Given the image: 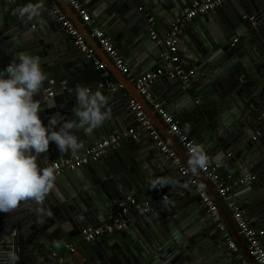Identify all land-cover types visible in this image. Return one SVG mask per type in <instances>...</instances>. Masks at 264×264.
<instances>
[{"label": "water", "instance_id": "1", "mask_svg": "<svg viewBox=\"0 0 264 264\" xmlns=\"http://www.w3.org/2000/svg\"><path fill=\"white\" fill-rule=\"evenodd\" d=\"M55 1L61 5L62 10L76 27L86 32L82 34L88 44L96 50V53H103L107 56L95 39L90 36L84 23L71 6L64 0ZM112 1L97 0L94 9L109 7L107 9L117 10L121 7L120 13L115 16L120 21H125L126 28L130 29V33L127 36L125 34L123 40L127 39L133 45L136 44V49L141 50L138 54L141 56L138 57L137 55V59L135 58L137 64L135 62L132 64L139 68L138 75H142L160 64V54L164 49L161 43L152 39L151 32L154 28L150 21L151 18L157 20L162 11H166L165 16L167 18H177L191 0H114V5L109 6ZM4 4L9 6L1 9L7 15L10 29L14 31L8 34V40L16 44L17 49H20L18 52L27 51L38 55L41 58L42 68L48 76L67 80L65 85H59L62 91L59 92L54 101L52 100V103H55V108L45 107L41 113L44 122H46L48 115L55 112L63 114L65 118H73L72 108L75 104L77 85L88 84L85 82L90 80H94L96 84L106 69H111L115 79L112 81L111 78H106L101 81L104 85L102 88L104 92H102L109 98L110 118L105 120L100 127L94 129L90 135H85L83 132L76 133L83 141V147L76 153L65 152L62 154L52 142L49 143L47 153L40 154L39 162L44 161L48 153L52 157V161L56 160L57 157L67 158L70 154H82L88 147L104 139L103 137L107 134L127 132L125 117L128 113L136 115V111L131 109L130 112L129 108L130 100L133 99L142 105L144 112L159 130V133L165 136L170 147L176 151L178 156L182 155L184 163L188 165L189 156L184 148L171 133H165L162 128L163 124L158 119L156 112L150 108L145 97L138 92L133 82L126 79L108 56L107 66L97 69L98 74L93 71L96 67L94 61L88 59L85 53H71L73 49L71 47L69 49V46L68 48L56 49L55 47L61 38L45 34L43 26L40 27V31L44 38H39L40 34L37 35L40 43L32 41L21 44L18 34L25 27H18L21 23L16 19L12 5L1 0L0 5ZM49 4L53 12L54 3L49 2ZM48 15L49 13H41L44 23L54 25L56 21V23L61 24L57 18L51 19L48 18ZM191 21L193 25L196 24L203 30L199 32L196 28L192 29V26L187 29L193 39V44L196 46L193 53L191 51L188 53L191 63L187 64L193 70L189 78V86L184 87L177 78L171 79L167 76H161L150 86L151 91L156 95L158 94L157 90L162 89L157 102H164L168 111L175 112L182 127L186 128L198 143L203 144L210 157L217 153L222 154L219 163L212 162V164L220 165L221 173L231 167L239 175L249 172L257 175V186L247 183L236 187L233 193L240 192L236 194L233 200L242 203V209L245 210L247 218L255 226L264 227V121L260 119L261 113L264 112V0H224L209 14L201 15ZM53 29H56L55 26ZM212 29L217 32L216 38L215 36L211 38ZM1 32L0 29V40L5 37H1ZM235 39L237 40L235 41ZM4 48H6V44L0 42V67L5 66L15 57L14 54H11V50L5 51ZM45 49H50L53 55L50 52H44ZM180 62L183 64L181 58ZM119 84L122 88L119 87ZM123 89L128 91L131 99L124 95ZM39 99L42 106L45 102L50 103L43 98ZM88 138L92 141L89 142ZM139 143L138 137L135 139L127 137L116 148L114 155L119 160L120 170L112 171L106 168L100 162L101 157L94 161L96 164L91 162L76 169L74 175L65 173L62 176L68 174L69 178L71 175L76 177L81 175L77 171H82L86 181L81 182L79 189L86 192L93 190L95 194H100V190H107L112 201L114 200L113 197L120 200L123 195L137 196L141 200L148 199L164 185L156 184L157 187H152L146 174H143L137 166H134V163L130 164L125 158L124 153L129 156L128 151L131 148H139L141 145ZM155 146L157 147L156 141ZM150 154L147 163L152 166L151 179L167 177L158 167L159 164L156 160L163 163V161H167V158L161 159L168 155L162 152L159 155L157 153ZM168 162L171 163L174 160L169 157ZM144 170L147 171V169ZM122 171L123 173H120ZM166 171L175 180L174 184H168V186H173L172 190H178L177 183L181 185L184 182L176 177L177 166L173 164L166 166ZM195 176L218 205L244 256L250 264H258L246 241L239 234L238 228L214 186L200 170ZM186 200H188L187 197L185 199L180 198L176 194L164 204L163 210L156 207L152 213L133 212L141 217L142 223H146L148 219L150 220L164 211L167 213V217L172 220L170 225H175L178 233L170 232L160 240L154 238L155 236L149 232L148 234L146 231H141L136 238H133L136 241L133 245L137 251L131 257L123 255L126 245L129 246V243L133 242L131 238L126 239L120 236L122 238L120 240L119 237H113L118 232L105 234L100 236V239L113 238L105 246H102V242L98 239L92 241L98 248H94L92 253L88 255L89 258L85 264H215V252L218 249L215 248L207 230L203 229L205 223L200 218L199 213L196 215L192 204L187 203ZM116 202L113 201L112 206ZM84 211L68 201H62L57 191L51 190L41 204L26 200L20 202L15 209L9 212H0V264H47L45 261L36 258L32 252L43 250L47 258H55L53 248L47 250V246L50 236L56 241L57 246L59 245V240L66 232L62 222L63 218L72 221L80 231L88 223L96 224L94 223L96 222L95 216ZM34 213L37 215L34 218L36 224L30 223V220L27 219L34 216ZM130 215L132 212L125 216V220ZM167 222L169 221L167 220ZM174 222L176 224H171ZM139 226H141L140 230L144 228L142 225ZM53 230L54 232L57 231L58 235H55L56 232L53 233ZM68 235L66 234V236ZM119 245H123V247H119ZM223 245L227 246V243L222 242L221 247ZM230 255H233L232 252ZM70 256L74 257L75 253L70 254ZM10 257H14V259L10 260ZM55 260L57 261V259Z\"/></svg>", "mask_w": 264, "mask_h": 264}, {"label": "crops", "instance_id": "2", "mask_svg": "<svg viewBox=\"0 0 264 264\" xmlns=\"http://www.w3.org/2000/svg\"><path fill=\"white\" fill-rule=\"evenodd\" d=\"M96 1L97 0H81L83 5L90 10L91 15H92L93 20H94V24L97 27H99L100 29H103L108 34V36L115 42V44L119 48L121 54L123 55L124 59L130 65L131 71L133 72V74L138 75L139 68L136 66H133L132 62H135V64H137V61L135 60V58L138 54H140L141 50L136 49V47H137L136 44L133 45L127 39L123 40L124 35L126 34V36H127V34L130 33V29L128 27L126 28L125 21H123V20L120 21L119 18H117V16H115L116 14L120 13L119 10L121 7L117 10L107 9L109 7H102V8H95L94 9V7H95L94 5H95ZM192 1L193 0H191V2ZM24 2L27 3V2H29V0H16V2L11 4V5L13 8H18V7L22 6L23 4H25ZM49 2H53L54 6H58L60 8H61V5L55 0H44L42 13L43 14L49 13L48 18L50 17L51 19H54L56 17L54 16L52 10L50 9ZM191 2H190V4H191ZM0 4H1V0H0ZM190 4H188V5H190ZM112 5H114V0L112 1V4H110L109 6H112ZM7 6H9V5H6V4L0 5V29L2 31L1 37L5 36V37H3L4 39L0 40V42L1 43L4 42L6 44V48H4L3 50H5V51L11 50L10 51L11 54L16 55V53H18V51L20 49H17L18 47L15 46L16 45L15 43H12L11 41L8 40L9 38L7 36L13 30L10 29V26L8 24V21H7V15L4 14V10H2L3 8H6ZM98 9H99V11H98ZM115 12H117V13H115ZM165 14H166V11H162L158 15L157 20L151 18L152 20H150V21L152 22V26L154 28V30H153L154 33H157L159 35H163L170 30V28L173 24L171 22L175 21L176 18H173V19L171 17L167 18V16H165ZM14 15H15L16 19L18 21H20V23H21V25L19 24L18 27H25V29L20 34H18V38L20 39L21 44L22 43L27 44V43H30L32 41H38L37 43H40L39 38H42V39L44 38L43 36H41L42 32L40 31V27L43 26L45 34L51 35L53 37L59 36V38H61L60 39L61 41H59L57 46L55 47L56 49L68 48V46H69V49H70V47L73 49V50H71V53L74 52V54H76V53L81 52V51H79L77 46L74 44L72 38L67 33H65L62 25L56 23V21H55L54 25H52L50 23L41 24V23L37 22L36 20H32V21L24 20L23 18L19 17L15 12H14ZM195 19H197V18H195ZM54 26L56 29H53ZM84 26L90 34L89 25L84 23ZM190 26H192V29L196 28V30H199V32L203 30V28H201L200 26H196V24L193 25L191 20L188 21L183 28L182 34L180 36L181 38H180V43H179L178 54L180 55V58L183 62L182 65L185 66L186 68H189L187 63H191L190 62L191 59H189L190 56L188 55V53H191V52L193 53V51L196 49V46L193 44V39L191 38L190 33H188V31H187L188 27H190ZM81 33L85 34L86 32L84 30H81ZM38 34H40L39 38L37 36ZM212 36H215V38L217 37V32L214 29H212L211 38H212ZM121 44L123 46H119ZM98 50L101 51L100 48H98ZM44 52H50L51 53L52 51L50 49H47V50L45 49ZM74 54H73V56H75ZM51 55H53V54L51 53ZM95 55L102 63H104L105 66H107V64H108L107 56H105L103 53L97 54L96 50H95ZM140 56L141 55H138V57H140ZM95 66H96L95 70H93V71L98 73L97 69H99V67H97V65H95ZM124 76L126 77V79L129 82H133L128 75H124ZM50 78H54V79L58 80V82H59V84L57 85L56 90H55V95L52 97H49L47 95V91H46V81ZM106 78H111L112 81L115 80L114 76H113V72L111 71V69H106L105 73L102 76H100L99 82L97 81L96 84H95L94 80H90L89 82L86 81L85 83H88V84H85V85L90 87V89H92V90H96L97 88H99L101 91H103L102 88L104 85H102L101 81L106 79ZM64 81L66 82L67 80H65V79L61 80L60 78H58L56 76H48L44 82V87H43L38 98H43V100H47L50 103H52L55 100V98H57V96L59 95V92L62 91L61 87L59 85H61V83ZM111 85H110V87H111ZM70 88L72 90V87H70ZM120 88H122V87H120ZM161 90L162 89L157 90L158 94L155 95L154 93H152L151 88H149L150 97L153 101H156V102L158 101V99H159L158 95L160 94ZM122 92H124V95L127 98L131 99L129 97V93L127 90L123 89ZM146 100H147V103L149 104L150 108L155 111L154 106H153V101H151L149 99H146ZM235 100H238V99H235ZM239 101H242V100L239 99ZM55 102H58V101H55ZM235 103H237V102H235ZM163 104H164V102H163ZM129 108H130V112H131V107H129ZM170 112L173 113L176 120L178 121L175 112L172 110ZM156 115H157L158 119L160 120L161 124H163L162 128L165 131V133L170 134L169 130L167 129V126L163 123L161 117L159 116V114L157 112H156ZM125 118L127 120L126 131L131 129V128H134L138 125V121H137L136 115L134 113H128ZM178 123L182 127V125L179 121H178ZM164 125H165V128H164ZM182 128L188 134V136H190L191 138L196 140L190 134V132L186 130V128H184V127H182ZM79 132H82V131L81 130L76 131V133H79ZM108 135L109 134L105 135L104 137L102 136V137L105 138V137H108ZM161 137L170 146V144L166 140L165 136L161 135ZM138 138H139V142H140L139 144H141L139 146V148H133V149L131 148L130 151H128L129 156L126 155L125 153H124V155H125V158L128 159L130 164L134 163L135 164L134 166H137L143 172V174H146L147 180L150 182L154 179H151L152 166L147 163L149 161L148 160L149 155H151L150 153H157L159 155V154H161V151L158 149V147L155 146V141H154L155 139L153 137H151L150 135H148L147 132L139 131L138 132ZM96 139H98V138H96ZM88 141L91 142L92 139L89 140V138H88ZM50 143H52V142H50ZM115 150H117V149L115 148V149L111 150L109 153L105 154L100 159V162H102V164L106 168H108L109 170H112V171L113 170H120L119 169V160L114 155ZM73 155H75V154H70L69 156H73ZM178 157L181 160V164H177L175 162L169 163L168 162L169 157L166 155L161 160H164L165 158H167V161L165 160V161H163V163L162 162L160 163L159 161L156 160V162L159 164L158 167L160 168L161 171H163L167 175V177H170V176L168 175V173L166 171V166H170L171 164H173L174 166H177V171H176L177 176L176 177H178V179H180L182 182H184V184H181V185L177 183V187H179L178 190H172L174 187L171 185L168 186V184H167V186L164 185L162 188L158 187L159 189L156 192H154L152 194V196L155 194L161 195L164 193H168L169 198L167 200H162L161 198H159L157 209H159V207H160L161 210H163L162 207L164 206V204L167 203L168 201H170L174 197V195H176V194L180 198L185 199V197H187L188 200H186V202L189 204H192L194 211H196V215L199 213L200 218L205 223V225L203 226L204 227L203 229L207 230L211 239L213 240L215 248L218 249V251L215 252L214 263L215 264H237L238 259L235 256V253H233L226 245H223L221 247L222 242H225V241L219 236V234L216 232L214 226L211 224V220L205 215L204 208H203L201 202L199 201L200 199H199V197H198V195L194 189V186L190 185L187 182L188 177H195V178H197V177L195 175H192L190 172L188 173L187 176L183 175L182 172H180L181 166H184L188 169V165L186 163H184V161L182 159V155L178 156ZM51 158L52 157L48 153L45 160L42 162H39L40 165L42 167H47L48 164L52 162ZM59 158L60 157H57L56 159H59ZM92 163H94V162H92ZM94 164H96V163H94ZM142 168L147 169V171L142 169ZM74 171L68 172V174L72 173V175H74V173H75ZM148 171L150 173H147ZM78 172L81 173V175L76 176V177H73L71 175V178H69L67 176L68 174L65 176L61 175V177H60V175L56 176V179L54 181L55 187L53 190L57 191V193L59 194V197L62 199V201L63 200L68 201V202L72 203L75 207L80 208V210H85L84 212L89 213L91 215L93 214L96 218V220H95L96 222H94L96 224L92 225V226L102 224L107 219V217H108L110 211L113 209V207L117 206L119 202H121L122 200L128 199V198H132V196H124L123 195V198L118 200L117 197H113V199H114L113 201L114 202L117 201V202L115 203L114 206H112V204H114V203L111 200L112 197L110 196V194H108L107 190H100L101 191V192H99L100 194L93 193V190H91L90 192H86L82 188H81L82 190H80L79 189L80 184L85 182L86 179H85V175H83L82 171H77V173ZM120 173H123V171ZM135 173H137V172L135 171ZM222 175L225 178H234V177L239 176V174L234 172L233 168H231V167H229L226 171L224 170L222 172ZM127 176H128V174H127ZM149 176H150V178H149ZM250 184L257 186L256 185L257 181L252 182ZM155 187H157V186H155ZM233 191L231 193L232 198H234L236 196V194H238V192H240V191H236L233 193ZM96 197H98V199H96ZM133 197L139 199L137 196H133ZM222 201H223V204L226 208V201L224 199H222ZM107 202H108V204H107ZM236 202L239 203V205L242 207V203L240 201H236ZM243 211L245 213L244 209H243ZM245 216H246V213H245ZM35 217H37V215H35V213H34V216H32L31 218H27V219L30 220V223L32 222V223L36 224V222L34 220ZM246 218H247V216H246ZM167 220L169 222H167ZM247 220L251 226L258 227V226H255L253 224V222H251L248 218H247ZM171 221L172 220L167 217V213H165L163 211L162 213L157 214L156 217H152L150 220L148 219V222L142 223L141 217L132 212V215H130L125 220V227H124L125 230L123 229L124 231H121V232L114 234L113 237H119L120 240H122V238L120 236H123L126 239L131 238V241H133V242L129 243V246L126 245L125 252L123 253L124 256L126 255V256L131 257L137 251L133 245L136 242L133 238H136L137 235H139V233L141 231L142 232L146 231L147 233L149 232L150 234L155 236L154 238H156V239L159 238L160 240H162L164 237H166V235L170 234V232L175 233V234L178 233L179 231H177L178 229H176L175 225L174 226L170 225ZM62 222L64 223V228H65L66 232L63 233L61 239L59 240L58 246H57L56 241H54V239L50 236V240H49V243L47 246L48 247L47 250H50L51 248H53V252L55 253V255H63L66 253L65 245L71 241L77 240L78 241L77 252L75 253L74 257L69 255V258L78 264H85L87 259L89 258L88 255H90L92 253L93 249L96 248L97 245H94V243H92V242L80 240V236H79L80 229L78 227L74 226L73 222L68 220V218H63ZM89 224L90 223L86 224L85 226H88ZM171 224H176V223L174 222ZM54 225H56V224H54ZM139 225H142V227H144L145 229L143 228L142 230H140L141 226H139ZM85 226H83V227H85ZM259 228L264 229V227H259ZM208 229H209V231H208ZM55 232L53 230V233H55V235L56 234L58 235V232L57 231H55ZM66 234H69V235L66 236ZM113 237H106L107 239H100V237H99L97 239L102 242V244H101L102 246H105V244H107V242H109L110 239ZM119 247H123V245H119ZM149 247H151V246H149ZM220 247H221V249H220ZM151 249H152V247H151ZM231 252L233 255H230ZM241 252L243 253L242 250H241ZM32 253L36 258H38L42 261H45L47 264H57V261L55 260L56 257L52 258V259L47 258L46 255H44L43 250H35ZM113 262H115V261H113Z\"/></svg>", "mask_w": 264, "mask_h": 264}, {"label": "built area", "instance_id": "3", "mask_svg": "<svg viewBox=\"0 0 264 264\" xmlns=\"http://www.w3.org/2000/svg\"><path fill=\"white\" fill-rule=\"evenodd\" d=\"M8 4H13L16 0H4ZM66 1L78 17L90 27V36L95 39L96 43L100 45L109 59L114 65L124 74L128 75L135 84L138 92L146 99L153 101L150 97L149 88L161 76H167L171 79H179L184 87L189 86V78L193 70L186 68L180 62L178 54V44L185 24L197 18L198 16L209 14L216 7H218L224 0H193L181 14L175 19L170 30L164 35L160 36L154 31L151 32L153 40H157L164 46L160 54V64L152 70L142 74L134 75L131 71L130 65L126 62L123 55L115 42L108 36V34L94 24L93 17L90 10L83 5L81 0H64ZM54 15L61 23L65 33H67L77 46L79 51L85 53L88 59H92L99 68L105 65L95 55V50L92 48L84 35L79 31L73 21L65 14V12L58 6H54ZM152 20V19H151ZM237 39H235L236 41ZM59 84L58 80L50 78L46 81V91L49 97L55 95V90ZM62 82L61 85H65ZM119 87L121 85L119 84ZM155 111L161 117L163 123L172 136L185 149L188 156H190L189 148L197 141L188 136L184 129L180 126L173 113L167 110L161 102L153 101ZM131 109L136 111V118L138 125L129 129L125 133L112 134L101 141L88 147L84 153L69 156L67 158H59L52 161L47 167L54 170L55 177L74 171L87 165L91 162L99 160L102 156L109 153L111 150L120 146V144L127 138H137L139 131L147 132L157 142V147L161 152L171 157L175 163L181 164L176 151H174L166 141L161 137L159 131L153 125L151 119L144 112L142 105L130 100ZM260 119L264 121V112L261 113ZM203 175L211 182L216 189L219 196L226 201V208L229 211L233 222L239 230V234L246 241L251 254L255 257L258 264H264V229L253 227L248 222L242 207L233 200L232 191L241 185L252 183L257 180V175L254 173H246L234 178H225L221 171L219 164L210 163L206 169L200 170ZM183 175H188L189 171L186 167L181 166ZM188 183L194 186V189L200 199L204 208L205 215L211 220L216 232L227 243V247L235 253L238 259L237 264H250L244 254L241 252L233 234L228 228L224 217L209 194L207 189L195 177H189ZM167 200L168 193L155 194L152 197L144 200L135 197L122 200L109 213L107 219L96 226H85L80 231V240L92 242L105 234H114L122 231L125 227V216L131 212L152 213L158 206V199ZM78 241H71L65 245L66 253L63 255H55L57 264H78L69 258V255L77 252Z\"/></svg>", "mask_w": 264, "mask_h": 264}, {"label": "clouds", "instance_id": "4", "mask_svg": "<svg viewBox=\"0 0 264 264\" xmlns=\"http://www.w3.org/2000/svg\"><path fill=\"white\" fill-rule=\"evenodd\" d=\"M43 2L29 0L13 11L24 20L43 24ZM47 77L41 58L27 51L16 53L0 67V212H9L26 200L41 204L54 189L56 177L51 167L40 165V154L47 153L50 142L62 154L76 153L83 147L76 131L90 135L111 116L106 94L99 88L77 85L73 118L55 112L44 122L41 113L45 107L55 108V103L45 102L42 106L38 98ZM189 153L187 163L192 175L212 162L219 163L222 157L221 153L210 157L200 143L191 146ZM174 183L171 177L150 181L152 187Z\"/></svg>", "mask_w": 264, "mask_h": 264}, {"label": "bare ground", "instance_id": "5", "mask_svg": "<svg viewBox=\"0 0 264 264\" xmlns=\"http://www.w3.org/2000/svg\"><path fill=\"white\" fill-rule=\"evenodd\" d=\"M54 14V13H53ZM66 14V13H65ZM55 16V15H54ZM56 17V16H55ZM57 18V17H56Z\"/></svg>", "mask_w": 264, "mask_h": 264}]
</instances>
